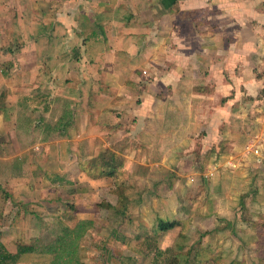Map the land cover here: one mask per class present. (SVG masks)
<instances>
[{
  "label": "rangeland",
  "instance_id": "374dc122",
  "mask_svg": "<svg viewBox=\"0 0 264 264\" xmlns=\"http://www.w3.org/2000/svg\"><path fill=\"white\" fill-rule=\"evenodd\" d=\"M132 2L133 7L140 6V3ZM245 2L253 4L255 0ZM17 3L16 0H0V13L3 10L5 12L6 8L5 14H2L4 18L0 21V42L5 46L10 45L14 50L22 42L30 40L27 30L34 29L35 23L45 18V14L41 13L45 9L38 10L33 2ZM210 3L201 1L196 7L180 12L173 8L175 2L169 9L168 2L164 5L160 0H145V16L141 14L144 17L140 18L145 19V27H152L153 20L158 30L162 26L170 29L168 26L176 22L178 26L175 32L181 35H189L191 28L190 36L197 41L196 47L200 52L193 51L191 55L200 56V49L204 48L211 51L205 65L199 63L185 68L188 74L191 68L194 69V74H189L181 84L184 95L173 97L171 86L154 92L159 95L156 98L160 102L157 105L159 112L165 108V117L168 106L171 104L173 108L174 105L167 118L184 128V145L172 144V133H163L156 121L152 120L155 116H150V126H157L154 133L159 129L155 141L160 142L159 147L154 144L155 153H149L150 149L142 148L139 143L136 146L124 143L114 145L112 148L117 152L110 150L112 145H92L91 149L85 147L88 150L81 151L78 161L69 163L75 172L71 170L59 174L58 167L63 164L59 160L72 159L78 155V146L73 138L83 130L82 127L80 129L79 120L81 125L93 122L86 105H81L84 97L76 99L80 102L78 106L75 103L72 109L74 117L78 118L75 126L77 128L79 125V128L67 127V132L71 134H66V140L49 146L47 151V146L42 145L44 140L35 135L40 132L44 135L42 129H35L24 139L33 145V154L30 166L23 168L25 176L15 186L11 185L13 192L17 195L21 193L23 198L19 203L22 222L17 226L16 240L3 241L7 247L11 249L13 245L18 246V242L31 244L35 242L32 240L35 236L45 242L52 240L59 232L60 225L73 227L81 219H91L94 224L80 240L79 250L81 262L87 264H168L173 254L183 257L190 250L193 255L198 245L220 250L224 263L236 259L243 260L245 264H258L256 242L264 238V235L261 237L257 234L256 228V223L260 227L259 222L264 219V22L259 24L250 15H245L244 21H237L233 16H223L219 9L225 4L222 0L217 4L215 2L213 7ZM255 3L264 8V0ZM100 4L105 5L107 2L100 1ZM112 5L132 12L126 0H112L110 8ZM34 8L38 10L37 14H34L37 11ZM20 11H24L26 18L17 16L13 21L12 13L19 14ZM142 21H137L138 28ZM118 24L114 19L110 25L115 29ZM18 25L21 26L18 28ZM234 30H238L237 36L245 45L225 49ZM109 33L110 29H107L106 35L103 33L104 37L101 38L102 50L107 54L112 53L117 41L115 38L110 41ZM165 46L169 48V42ZM161 51L158 54L152 51V57L164 58L166 53ZM217 52L227 57L220 58L222 56L219 57ZM229 58H234V63L225 61ZM211 60L214 62L211 63ZM150 62L145 55V66H150ZM212 65L213 75L209 78ZM138 73L145 79V85L152 80L147 69L140 68ZM143 84L141 81L140 85ZM13 90L21 95L25 91L19 88ZM41 97L44 96H39L41 100L37 99L41 101L37 107L39 110L29 117L40 118L43 122L40 128L49 125L51 119L61 117V109L64 111L74 100L70 96L65 97L67 99L55 97V101L50 103ZM177 99L180 106L174 102ZM20 103L27 104L24 101ZM46 106L49 110L44 113L42 110ZM190 106L193 108L191 117ZM85 112L88 121L84 119ZM130 120L131 117L128 118ZM105 121L109 122L107 118ZM35 139L40 142L34 144L37 142ZM136 141L139 142L138 139ZM147 141L145 138V144ZM255 150H258L257 154ZM110 154L117 160L114 175L91 177L88 172L97 174L102 168L92 165V158L103 160ZM162 155L165 157L161 159ZM148 157L151 159L148 160ZM49 160L53 163L52 170L44 169ZM81 163L87 172L81 170ZM78 167L85 176L76 172ZM158 218L176 220L178 226L160 236L155 234L152 236L154 242L146 241L145 232H152ZM165 249L168 250L162 251ZM157 251L163 253L157 255ZM35 260L26 259L14 264H34Z\"/></svg>",
  "mask_w": 264,
  "mask_h": 264
},
{
  "label": "crops",
  "instance_id": "0c3cea01",
  "mask_svg": "<svg viewBox=\"0 0 264 264\" xmlns=\"http://www.w3.org/2000/svg\"><path fill=\"white\" fill-rule=\"evenodd\" d=\"M16 1L17 4H21L23 1L33 2L34 7L38 10L44 8L45 10L41 13L45 14H43L45 18L41 22L32 20L36 23L34 29L27 30L30 40L22 42L16 50L13 47L11 48L10 45L5 46L0 42V242L6 248L9 247L3 241L12 242L11 240H16V229L19 226L18 224L22 222L19 203L23 201V198L21 193L17 195L13 192L14 188H11V185L15 186L18 181L20 182L22 176H25L23 168L30 166L33 145L24 139H27V134L34 132L35 129L43 130L48 126L56 127L57 130L53 133L46 131L47 135L44 138L45 133L44 135L42 132L35 134L41 136V140H44L42 145L47 146L45 150L48 151L49 146L66 140L68 138L66 134L70 133L63 134L59 132L60 122L58 120L60 116L57 119H51L49 125L45 124L42 128L39 127L43 124L40 118L29 119L31 114L37 112V109L39 110L37 108L41 102L39 96H44L47 102L50 103L55 101V97L67 99L65 97L70 96L74 100L70 101L69 107L74 106L75 103L78 106L80 101L77 100L84 97L81 105L84 103L88 115H92L90 119L93 121L92 124L87 122L81 125V120H79L80 129L82 127L83 130L78 132L76 138H73L74 143H77L78 146V155L72 158L71 153L72 159L59 160V163H63L58 167L59 174L68 173L71 170L75 172L73 165L70 164L69 166V163L72 160L78 161L81 151L85 152L87 149L85 147L91 149L92 145L98 144L101 147L112 145L110 150L117 152L112 148L114 145L124 143L136 146L139 143L142 148L147 147L150 149L149 153H155L154 144L159 147L158 143L160 142V140L159 142L155 141V135H159V129L154 133L157 126L165 134L167 132L172 133V136H174L172 137L174 138L172 144L177 145L180 143L184 145L182 142V130L184 128L170 122L167 118L168 114L173 111H170V109L175 108L174 105L173 108H171V104L168 106V110L166 109L168 114L165 117V108L160 113V108L157 107L160 102L156 99L159 96L156 93L166 86H171L170 90L173 97H178L179 94L184 95L181 84L189 74L194 72V69L191 68V73L188 74L185 68H190L189 65H199V63L205 65V60L211 52H209V49L205 50L204 48V50L200 49V56L191 55L193 51L194 53H200L196 47L198 45L197 41L190 36L192 29L189 28V35L186 33L181 35V33L175 32L178 26L176 22L173 25H167L170 29L162 26L158 30L157 23L153 20L152 27H145V19H140L145 16V0H126L132 12H128L127 8L124 9L116 5H112L110 8L109 3L111 4L112 0ZM100 1H106L107 4H100ZM132 1L140 3V6L135 5L133 7L134 3ZM165 1L168 2L169 6L167 7L169 9L175 2L173 8L180 12L196 7L201 1L207 4L211 2L212 7L215 2L216 4L219 2V0H160L164 5ZM222 1L225 4L219 9L223 12V16L229 18L233 16L237 21H244L245 15H250L259 24L264 22V8L257 6L258 3H255L257 0L253 4H247L245 0ZM0 10H2L1 5ZM38 10L34 11V14H37ZM5 12L3 10L0 13V21L4 18L2 14H5ZM12 14L13 21L17 16V18H26L24 11H20L19 14ZM141 14L144 16H141ZM103 17H109L110 19L105 20L102 19ZM114 19L119 23L115 29L110 25ZM139 20L143 21L138 28L137 21ZM20 26L18 25V28ZM106 26L108 27L106 28ZM107 29H110L108 34L110 41L114 38L117 40L114 48L111 47L114 49L111 50V54L104 53V50H102L101 38L104 37L103 33L105 34ZM237 31H232L230 37L232 39L228 40L225 49L245 45L242 42L243 40L237 36ZM167 42H169V48L165 46ZM162 49L163 51H161ZM159 50L166 53L165 57H152V55L158 54ZM152 51H154V54H152ZM204 51H206V54L202 55ZM222 54L217 52L219 57L222 56L220 58L227 57ZM145 55L153 62H150L151 65L147 67L145 66ZM138 57L139 59H135ZM232 59L234 58L225 61L234 63ZM140 68L145 71L147 69L152 75L149 84L145 85V79L138 73ZM213 68L214 65L210 69L209 78L213 75ZM203 75L205 74L203 73ZM141 81L144 82L143 85H140ZM13 88L24 89L25 91L21 95L19 92H15ZM74 95L75 97H73ZM24 97L28 98L23 99ZM44 97L41 98L44 99ZM18 99L24 101V103L27 102V104H21L20 101H17ZM174 102H178L177 105L180 106L178 99ZM48 110L49 108L46 106L42 112L46 113ZM189 111V117H191L193 113L192 106H190ZM61 112H63L62 109ZM87 113L85 112L84 119L88 121ZM150 116H155L152 120L156 121L157 126H150ZM129 117H131L130 121H128ZM106 118L109 120L108 123L105 121ZM76 119L78 118L73 115V122L67 127L76 128ZM79 125L77 128H79ZM145 138L148 139L146 144ZM135 139H138L139 142H134ZM35 141L37 142L34 144L40 142L38 139H35ZM164 157L162 155L161 159ZM147 159L150 160L151 158L148 157ZM47 168H49L48 170L53 169L52 161L49 160L44 165V169ZM76 172L85 176L79 167ZM16 192H18L17 189ZM11 198L13 202H8ZM25 200L29 201L28 198H25ZM26 203L28 204V202ZM149 231L145 232L146 241L154 242L148 236H154L155 234ZM165 232L167 231L159 232L156 235L160 236ZM16 250L17 245H13L8 251L15 253ZM188 251H186V254ZM19 262L22 263L23 261L19 260ZM246 264L251 263L247 262Z\"/></svg>",
  "mask_w": 264,
  "mask_h": 264
},
{
  "label": "trees",
  "instance_id": "16d2710c",
  "mask_svg": "<svg viewBox=\"0 0 264 264\" xmlns=\"http://www.w3.org/2000/svg\"><path fill=\"white\" fill-rule=\"evenodd\" d=\"M72 110V107L67 106L62 112L63 115L58 120V122H60V128H58L60 133L66 134L67 126L73 122ZM54 130H57L56 127L48 126L43 128L45 133L46 131L51 132ZM92 159L93 162L89 160L92 165H98L99 168H102L97 174L88 172L91 177L97 178L103 175H114L115 168L117 167L115 161L117 160L113 154L108 155L103 160L97 158ZM80 165L81 170L87 172L83 163ZM259 223H261L260 227H258V223H256L257 234L262 237L264 235V219ZM93 224L94 222L91 219H81L73 227L60 225L59 232L52 240L45 242L40 239L38 240L37 236H35L32 239L35 240V242L32 241L31 244H20L18 242L15 253L9 252L3 243L0 242V264H14L19 260L24 261L26 259L31 261L32 259H36L34 264H87L83 261L81 262L79 258V250H81L80 240L86 236V232L90 230ZM175 226H178V221L176 220H164L158 218L156 224L152 228V233L157 234L159 232L168 231ZM112 233H114V231H112ZM152 236L148 237L152 238ZM106 239H108V237H106ZM256 247L257 258L259 259L258 264H264V238L257 240ZM31 251L33 254H28ZM191 252L193 251L189 250L186 256L183 257H181V255L173 254L169 259L168 264H245L243 260L236 259L224 263L220 257V250L215 251L214 249H211V247H201L198 245V249L193 255L190 254ZM161 253L163 252L157 251V255ZM25 254L27 255L25 256Z\"/></svg>",
  "mask_w": 264,
  "mask_h": 264
},
{
  "label": "built area",
  "instance_id": "2783aa9c",
  "mask_svg": "<svg viewBox=\"0 0 264 264\" xmlns=\"http://www.w3.org/2000/svg\"><path fill=\"white\" fill-rule=\"evenodd\" d=\"M254 153H256V154H257V153H258V150H255V151H254ZM210 175H212V174L210 173Z\"/></svg>",
  "mask_w": 264,
  "mask_h": 264
}]
</instances>
